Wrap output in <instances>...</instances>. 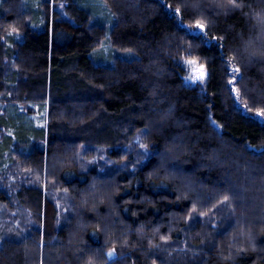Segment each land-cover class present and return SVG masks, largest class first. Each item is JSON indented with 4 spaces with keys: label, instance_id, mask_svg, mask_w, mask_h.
<instances>
[{
    "label": "trees",
    "instance_id": "16d2710c",
    "mask_svg": "<svg viewBox=\"0 0 264 264\" xmlns=\"http://www.w3.org/2000/svg\"><path fill=\"white\" fill-rule=\"evenodd\" d=\"M0 264H264V0H0Z\"/></svg>",
    "mask_w": 264,
    "mask_h": 264
},
{
    "label": "rangeland",
    "instance_id": "374dc122",
    "mask_svg": "<svg viewBox=\"0 0 264 264\" xmlns=\"http://www.w3.org/2000/svg\"><path fill=\"white\" fill-rule=\"evenodd\" d=\"M112 54L117 55V56H122L119 55V52L116 50H113L112 44L109 42V39H107L104 42V45L99 49V53L96 55V61L98 63L102 64H111L113 63V58L109 57ZM189 61H195V60H188L185 62L188 72H189V79L191 84H193L200 92H202V87H203V80L198 79L197 77L200 74L201 68L203 69L205 73V68L201 66L197 61H195V64H190L188 63ZM105 158V157H104ZM102 159L100 162L101 164L104 165H110L111 160L108 159ZM91 165H98V160L96 159L94 162H92Z\"/></svg>",
    "mask_w": 264,
    "mask_h": 264
},
{
    "label": "snow or ice",
    "instance_id": "6c2138e0",
    "mask_svg": "<svg viewBox=\"0 0 264 264\" xmlns=\"http://www.w3.org/2000/svg\"><path fill=\"white\" fill-rule=\"evenodd\" d=\"M232 2L235 3V0H232ZM197 26L200 27V28H203V25L198 24ZM188 63L195 64V61H189ZM236 71H239V69H236ZM204 75H205V73H204L203 69L201 68L200 74H199V76L197 78L203 80L204 79Z\"/></svg>",
    "mask_w": 264,
    "mask_h": 264
}]
</instances>
